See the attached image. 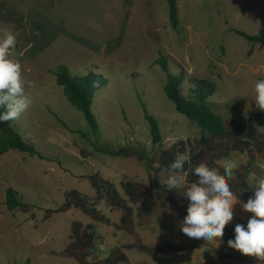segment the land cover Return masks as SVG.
Listing matches in <instances>:
<instances>
[{
	"label": "rangeland",
	"instance_id": "374dc122",
	"mask_svg": "<svg viewBox=\"0 0 264 264\" xmlns=\"http://www.w3.org/2000/svg\"><path fill=\"white\" fill-rule=\"evenodd\" d=\"M178 18L173 26L166 0H0V38L6 30L15 35L11 57L21 63L24 78L35 83L25 89L33 102L17 119L18 128L46 156L42 159L18 150L0 155V264H78L59 254L70 240L73 220L96 226L91 259L103 258L114 247L133 240L130 233L96 222L78 208L48 219L43 213L61 204L69 189L93 197L94 188L86 178L92 173L99 172L121 192L122 175L147 179L144 162L96 150L103 143L141 144L150 155L157 149L142 103L157 118L164 145L199 135L196 123L179 113L165 95L166 75L158 58H165L177 75L184 70L192 79L215 83L208 102L216 112L246 117L255 102V83L264 79V45L250 43L231 28L251 34L264 31V0H179ZM59 65L72 72L94 71L107 80L95 92L94 107L101 117L98 134L56 83L54 69ZM230 159L240 164L247 157L236 152ZM260 166L264 162L248 175L246 191L252 195L249 184L264 178ZM159 178L164 180V174ZM9 187L36 207L27 213L9 210ZM97 207L118 221L120 210L111 209L104 200ZM233 210L246 215L240 203ZM182 221L162 210L137 230L145 242L195 240L182 233ZM206 243L187 252L159 255L124 250L131 264H252L239 251Z\"/></svg>",
	"mask_w": 264,
	"mask_h": 264
},
{
	"label": "trees",
	"instance_id": "16d2710c",
	"mask_svg": "<svg viewBox=\"0 0 264 264\" xmlns=\"http://www.w3.org/2000/svg\"><path fill=\"white\" fill-rule=\"evenodd\" d=\"M166 1L170 23L177 26L179 0ZM231 30L252 44L264 45V31L251 34L242 29L231 28ZM251 50L249 51L251 52ZM157 62L166 75L163 86L165 95L173 102L179 113L196 123L199 135L181 138L169 145H164L157 118L148 111L146 104L142 103L152 143L157 145V149L151 155L141 144L134 147H113L103 143L96 147V150L111 156L135 157L145 163L148 173L145 181L122 175L120 180L122 192L115 183L103 177L99 172L92 173L86 178L94 188L95 195L93 197L82 194L78 189H69L65 191L61 204L55 208L45 209L43 218L48 219L54 213L78 208L92 220L113 225L116 231H125L133 236L132 242L114 247L107 256L91 259L97 240L96 226L92 222L83 223L80 220H73L70 240L59 254L74 258L78 264H131L129 256L124 250L130 248H136L149 255H159L166 252L192 250L206 245L207 243L203 239H198L196 244L171 242L147 244L137 231V226L149 224L152 217L159 215L162 210L183 220L187 215L189 204L184 193L186 188L197 180V177L192 174L191 168L199 163H205L223 173L221 164L225 159H230L236 152L245 154L247 159L240 163L239 169L234 170L233 179L229 181V184L233 193L244 202L252 196L245 189L249 173L255 169L257 163L264 162V112L255 107V102H251V107L247 110L245 118L224 117L216 112L208 102L209 97L216 90L215 83L197 77L192 79L187 76L184 70L177 75L170 70L165 58H158ZM54 74L56 83L63 88L69 103L83 114L90 129L98 134L101 128V117L94 107L95 92L105 85L107 80L94 71L72 72L65 65L56 67ZM186 80L187 86L184 89L183 83ZM3 111L4 109H0V113ZM186 147L192 151V163L185 165V172H187L185 182L179 190H169L163 181L168 178L169 166L174 161L177 152L183 153ZM10 150H18L42 159L46 158L30 136L24 137L21 134L17 119L0 123V155ZM160 173L164 174V180L159 178ZM27 199L25 195L20 194L12 187L6 190V206L9 210L17 209L26 213L32 211L36 204ZM102 200L111 209L121 211L118 221H113L98 209L97 205ZM237 223L247 225V221L242 219L234 224H228L222 240L213 241L226 249L235 250L228 247L227 241L234 239V228Z\"/></svg>",
	"mask_w": 264,
	"mask_h": 264
},
{
	"label": "clouds",
	"instance_id": "9594fccd",
	"mask_svg": "<svg viewBox=\"0 0 264 264\" xmlns=\"http://www.w3.org/2000/svg\"><path fill=\"white\" fill-rule=\"evenodd\" d=\"M15 45V35L6 30L0 38V109H4L0 113V123L18 119L33 102L25 89L35 87V83L24 78L21 63L11 57ZM254 92L255 107L264 112V79L256 81ZM191 155L192 151L187 147L183 153L177 152L169 166L168 178L163 181L167 189L179 190L184 184L185 165H191ZM221 167L223 173L205 163L191 168L197 180L184 193L189 204L180 230L189 238L221 241L226 226L233 220V207L240 203L242 209L252 215L246 226L235 225V236L227 241L228 247L264 264V178L249 184L254 194L246 202L238 201L229 181L240 164L234 159H225Z\"/></svg>",
	"mask_w": 264,
	"mask_h": 264
},
{
	"label": "crops",
	"instance_id": "0c3cea01",
	"mask_svg": "<svg viewBox=\"0 0 264 264\" xmlns=\"http://www.w3.org/2000/svg\"><path fill=\"white\" fill-rule=\"evenodd\" d=\"M258 169L261 171L262 170V173H260L261 175H264V167H258ZM234 216H233V220L229 223V224H234L236 223L239 219H242V220H245V221H248V219L251 217L250 216V213L246 212V215H242V214H239L238 212L234 211ZM149 225V224H147ZM145 225V226H147ZM138 231V230H137ZM139 233V232H138ZM141 236V235H140ZM142 237V236H141ZM143 239V238H142ZM133 241V240H132ZM131 241V242H132ZM144 241V240H143ZM145 242V241H144ZM214 242V241H213ZM147 244H163V243H168V242H145ZM171 243H174V242H171ZM175 243H179V244H196L198 243V239H195L191 242H182V241H178V242H175ZM216 243V242H215ZM218 244V243H217ZM220 245V244H219ZM222 246V245H221ZM225 248V247H224ZM226 249V248H225ZM229 250V249H227ZM188 250L186 251H178V252H187ZM230 251H237V250H230ZM167 253V252H166ZM169 253V252H168ZM163 254V253H162ZM128 255V254H127ZM244 257L249 261L251 262L252 264H261L260 261H258L257 259L255 258H249L247 256L244 255Z\"/></svg>",
	"mask_w": 264,
	"mask_h": 264
}]
</instances>
